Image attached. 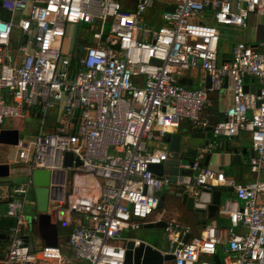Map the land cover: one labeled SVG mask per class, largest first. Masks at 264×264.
Returning a JSON list of instances; mask_svg holds the SVG:
<instances>
[{
	"label": "built area",
	"instance_id": "1",
	"mask_svg": "<svg viewBox=\"0 0 264 264\" xmlns=\"http://www.w3.org/2000/svg\"><path fill=\"white\" fill-rule=\"evenodd\" d=\"M154 5L155 0H0L2 9L20 15L0 20V124L25 112L39 123L33 139H18L14 146L13 163L27 169L26 179L0 185V264H123L121 232L158 221L165 223L164 254L174 257L172 264H214L219 247L220 264H264V37L253 45L233 43L229 58L219 62V42L228 39L218 32L244 29L251 16L264 19V0H162L157 29L145 20ZM168 6L174 10L165 11ZM207 7L211 24L203 21ZM80 24L87 26L86 35L74 47L70 42ZM13 27L22 33L17 55L10 50ZM192 69L209 77V88L180 82L177 73ZM248 78L255 81L253 90L246 87ZM221 89L229 92L230 104L210 124L204 111ZM53 109L56 126L48 131ZM184 119L211 126L218 139L247 134L253 180L241 185L209 167L187 181L152 173L150 165L168 159L158 143ZM65 153L72 154L68 167ZM200 159L195 157L192 169ZM36 170L49 172L47 200L55 218L86 220L61 237H68L69 256L59 245L33 249L32 230L24 233L29 224L23 211ZM223 185L235 195L218 209L228 227L211 221L190 239L189 226L163 213L148 219L160 193L173 186L197 205L202 194Z\"/></svg>",
	"mask_w": 264,
	"mask_h": 264
},
{
	"label": "crops",
	"instance_id": "2",
	"mask_svg": "<svg viewBox=\"0 0 264 264\" xmlns=\"http://www.w3.org/2000/svg\"><path fill=\"white\" fill-rule=\"evenodd\" d=\"M161 1L162 0H159L157 2L155 0V5L151 9H149L145 14L146 23L155 29L161 27L162 25L161 22L162 8L159 5L161 4ZM19 16H20L19 13L11 14L5 11L4 9H2V7L0 6V20L15 21ZM209 16L210 15L208 13V10L205 11L203 21L207 24L212 23ZM78 28L79 26L77 27V34L75 36V40L77 39V43L80 37H82V35H86V33L84 32L87 30V26L83 28L84 31L82 32V34L79 35H78ZM219 31H220V35L227 36L228 39V40L223 39V41L227 44L228 47L227 50L226 51L220 50L219 62H222L229 58L233 43L241 41L253 45L256 43L258 39L264 37V19L251 16L247 23L246 28H244L243 30L233 27H222V28L220 27ZM86 39L89 40V35L86 36ZM70 44L74 47L76 46L72 42H70ZM177 74L179 76L180 82L187 88L199 89L204 87L205 85V76L199 69H192L185 73L178 72ZM245 83H246V87L249 90H253V88L256 87L255 81L251 78L246 79ZM212 98L214 102L213 106L207 108L204 111V114L207 115L209 122L213 123V121L222 117L224 110L230 104V94L225 89H221V91L215 93ZM53 111L54 112L52 117H49L48 115L47 126H45L44 128L48 131L55 128L56 126L57 111L55 109ZM21 118L24 119L23 120H20V118L5 119L0 124L1 130L13 131V132H9L10 134L5 135L4 139L10 140L11 138H13L14 131L17 132L18 139L29 140L35 137L39 127L38 116L34 115L33 113L25 112ZM195 126L196 125L192 124L190 121L184 119L182 120V124H180V127L176 131L166 135H173L176 133L189 131L191 128H194ZM207 136L208 139L212 141L211 143L214 145V147L212 149L210 148L208 151H202V150L199 151L197 155L200 156L201 158L200 161H202L205 158V154L209 153L210 154V160L208 165L209 168L223 172L228 180H232L235 183L241 185H246L250 183L253 180V175L249 171V160L253 155L251 156L250 153L251 147H250L248 135L242 134L235 139H229L230 141L228 145L224 144V146L222 147L220 146L221 139L215 138L212 135V132L208 133ZM243 142H246V145H244ZM161 143L164 146V148L161 149L167 150V145L165 144V142L162 141ZM233 149H237V153L235 155L236 158H233L234 157L232 153ZM10 157H12L13 160L8 162L9 171H10V165H13L14 168H21V166L13 163V161L15 160V154L12 153ZM22 177L24 178L23 175L18 174L17 176H15V180L13 181L11 180L9 181L6 178H1L0 185L16 186L17 184L23 182L21 181L23 179ZM218 189L221 192L220 206L223 205V203L226 200L235 198L232 187L228 185H223V186H219ZM29 193L28 194L32 197L29 199L30 203L33 209L37 211V201H36V194L34 188H31ZM180 193H181L180 188L177 186H173L169 190L162 191L158 198V208L156 210L157 214L155 216H152L149 220H155L156 218H158V215L163 213L165 219H174L181 225L189 226L192 230V235L190 236V239L194 236L199 235L203 229L204 224L210 223L211 221L215 222V224L220 227H228L230 225L228 217L225 215H220L218 214V212L214 218L209 219L207 218L208 213L206 209H201L202 210L201 213L188 210L186 208V205L182 203L181 198L178 196ZM46 202H47L46 203L47 208L50 210L44 216H40L38 220L39 222L35 225V229L34 231H32L33 239L31 241V247L35 249L41 246L42 244H52L55 242L56 245L60 246L62 252L69 256L70 251L66 245L65 238L61 239V237L66 236L73 226L78 224H86V220L82 216L71 217L70 223L63 220H59V218L57 220L54 216V211H56V208L52 207V205L48 203V200ZM142 228L147 229L144 228V226L138 227L136 229H129V228L124 229L121 232V237L125 241L134 240L139 243V242H145L146 237L152 236L155 233L157 234V231H155V233L154 231L146 232L143 231ZM154 229L161 230V233H163L164 242L156 238L154 242H150L151 246L154 249H157L162 253H165L168 250V241L164 232V228H154ZM1 239H3V237ZM216 255L219 257V259L223 258V250L221 249V247L218 248ZM172 261L164 262L163 264H172ZM71 264H86V263L72 259Z\"/></svg>",
	"mask_w": 264,
	"mask_h": 264
},
{
	"label": "water",
	"instance_id": "3",
	"mask_svg": "<svg viewBox=\"0 0 264 264\" xmlns=\"http://www.w3.org/2000/svg\"><path fill=\"white\" fill-rule=\"evenodd\" d=\"M209 10V7L206 8ZM174 10L173 6L167 7L165 11L172 12ZM81 51V50H80ZM205 88L210 87V79L208 76L205 77ZM245 90L246 87H245ZM212 131L211 126L200 127L195 126L189 131H184L181 133H176L173 135H166L163 139V142L167 145L168 159L160 165H150L149 170L154 173L158 178L163 174L169 175L172 182H175V177H187L185 180H188L190 176H196L197 170L200 168L208 167L210 154H205V158L202 161H199L196 164V169H192L194 164V159L197 156L198 152L203 150L209 144L211 140L208 139V133ZM9 132L0 129V144L9 146V156L8 162L12 161L11 154H15L14 146L18 141L17 132L14 131V137L10 140L4 139L5 135L10 134ZM72 133V131H71ZM235 139V138H234ZM228 140L221 139L220 146L228 145ZM233 158H236L237 149L232 150ZM251 156L253 155L250 150ZM16 159V157H15ZM72 154L65 153L63 165L68 167L71 165ZM76 165H79V162L76 161ZM9 175V164L4 163L0 164V179L6 178ZM32 184L36 194L37 201V218L33 223H28L29 227L24 233L28 230H32V225H36L39 221L40 216H44L47 213V187L49 184V172L46 170H36L32 173ZM181 198V201L186 208L190 211H196L201 213V209H206L208 215L207 218H214L218 212L219 206L221 204V192L218 188L213 189L210 193H204L199 199V204L194 205L193 198L187 197V195H178ZM204 216V215H202ZM32 224V225H30ZM165 223L163 221H158L156 223H148L144 225V228L154 229V228H164ZM3 235H0L2 238ZM68 237H65V242H67ZM25 244L28 243V239H24ZM134 240H128L125 243V259L123 264H163L164 262L172 261V255H166L161 251L154 249L151 245L146 244L145 242H139L135 246ZM56 245V243H52ZM212 261L214 264H220L219 257L214 255Z\"/></svg>",
	"mask_w": 264,
	"mask_h": 264
},
{
	"label": "rangeland",
	"instance_id": "4",
	"mask_svg": "<svg viewBox=\"0 0 264 264\" xmlns=\"http://www.w3.org/2000/svg\"><path fill=\"white\" fill-rule=\"evenodd\" d=\"M157 2L159 0H156ZM209 15H211V11H208ZM86 25L84 24H80L79 25V28H78V35L79 34H82V32L84 31L83 28H85ZM222 28V27H221ZM22 36V33L15 27L12 28V34H11V42H10V50H11V53L13 54H16L17 53V48L20 44V38ZM77 43V39L75 40L74 44L76 45ZM219 48L220 50H227V44L223 41V40H220L219 42ZM54 110V109H53ZM53 110L49 111V117H52L53 116ZM15 119H18V118H15ZM24 118H20V120H23ZM182 124V121L181 123ZM21 138V137H20ZM244 145H246V142H243ZM158 148H164L163 144L161 142L158 143ZM166 148V147H165ZM9 146L7 145H4V144H0V164H4V163H8V152H9ZM18 174H21L24 176V178L21 180V181H24L27 177V169L25 167L23 168H14L13 165H10V171H9V175L8 177H6L7 180H15V176H17ZM69 175V174H68ZM69 188V186H68ZM32 191V190H31ZM31 193V192H30ZM29 193V194H30ZM28 194V197L26 199V202H25V206H24V215H25V218L27 220L28 223H33L34 221H36V218H37V211L33 209L31 203H30V198H32L30 195ZM50 209H47V213ZM157 214V211H155L152 216H155ZM152 216L148 217V219H150ZM32 225V224H30ZM32 229L34 231L35 229V226L32 225ZM143 231H146V232H150V231H157V234L155 233L154 235L152 236H148L146 237V243H148L149 245H151L150 242H154L156 240V238H158L160 241L164 242L163 240V233H161V230H156V229H143Z\"/></svg>",
	"mask_w": 264,
	"mask_h": 264
},
{
	"label": "bare ground",
	"instance_id": "5",
	"mask_svg": "<svg viewBox=\"0 0 264 264\" xmlns=\"http://www.w3.org/2000/svg\"><path fill=\"white\" fill-rule=\"evenodd\" d=\"M219 28H220V27H218V32H219V35H220V31H219ZM238 29H241V28H238ZM241 30H243V29H241Z\"/></svg>",
	"mask_w": 264,
	"mask_h": 264
},
{
	"label": "trees",
	"instance_id": "6",
	"mask_svg": "<svg viewBox=\"0 0 264 264\" xmlns=\"http://www.w3.org/2000/svg\"><path fill=\"white\" fill-rule=\"evenodd\" d=\"M216 121V120H215ZM215 121H213V123L215 122ZM212 122H210V124H213Z\"/></svg>",
	"mask_w": 264,
	"mask_h": 264
}]
</instances>
